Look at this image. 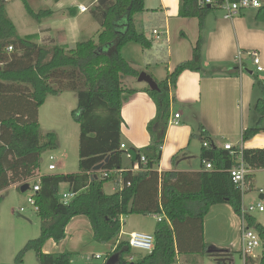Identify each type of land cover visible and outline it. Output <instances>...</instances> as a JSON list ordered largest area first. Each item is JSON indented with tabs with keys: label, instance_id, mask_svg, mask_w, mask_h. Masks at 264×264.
Listing matches in <instances>:
<instances>
[{
	"label": "trees",
	"instance_id": "trees-1",
	"mask_svg": "<svg viewBox=\"0 0 264 264\" xmlns=\"http://www.w3.org/2000/svg\"><path fill=\"white\" fill-rule=\"evenodd\" d=\"M21 1L27 15L36 21L52 14L49 9L34 12L25 0ZM6 2L0 0V192L14 185L17 188L28 185V190L31 189L28 182L36 176L41 154L57 147L55 133H47L41 142L38 112L48 97L64 91L75 92L77 106L71 115L79 128V171L38 178L39 190L33 199L40 234L25 244L13 264H23L26 253L31 251L38 264H73L72 253L46 254L42 248L48 240L54 243L64 240L67 225L77 216L89 221L94 242L112 246L103 264L111 257L117 258L113 264H175L180 256L209 257L208 248L226 252L231 261L232 252L217 250L204 242L203 221L216 204H227L241 216L243 194L232 184L229 171L241 153L242 162L250 171L246 179L251 182L254 178L251 172L264 170V148L235 147L234 153H230L213 144L208 148L202 145L200 170H157L170 120V91L175 89L181 73L200 71L202 39L193 47L190 60L177 64L163 81L153 79L158 90L146 89L156 114L146 126L149 145L129 148L136 153L132 165L141 156L146 161L140 171L133 172L123 168L126 152L120 145L123 94L132 95L135 90L124 89L122 79L138 78L139 72L122 57L121 50L127 43L140 46L145 54L154 49L153 38L135 25V15L143 12L144 0H97L90 10L100 28L96 42H78L70 51L53 43L39 45L31 37H20L7 16ZM208 12L198 9L195 0H179L178 16L196 17L200 27ZM254 20L264 23V8L257 11ZM162 40L165 41V36ZM162 46L158 45L156 50ZM254 86L263 96L253 102L255 123L243 131V143L264 131V84L254 77ZM200 129L199 140L203 143L206 137L203 128ZM176 158L175 155L172 160ZM203 161L210 163V170L204 168ZM99 164H103L101 170L94 171ZM112 171H121L120 186L114 176H102ZM110 182L116 185V190L107 194L103 186ZM62 184L75 194L66 205L59 196ZM133 214L159 218L152 234L153 249L140 257H133L128 241L119 239L121 219ZM244 221L259 237L261 254L257 264H264V226L250 214L244 215ZM250 260L245 258V264H250Z\"/></svg>",
	"mask_w": 264,
	"mask_h": 264
},
{
	"label": "rangeland",
	"instance_id": "rangeland-1",
	"mask_svg": "<svg viewBox=\"0 0 264 264\" xmlns=\"http://www.w3.org/2000/svg\"><path fill=\"white\" fill-rule=\"evenodd\" d=\"M97 0H25L27 5L37 12L41 9H49L52 11L50 16L42 18L40 21H36L27 15L23 2L21 0H11L6 2V11L8 17L16 27L17 34L20 37H31L34 42L36 38L32 34L37 31L39 25L49 26L52 29L51 35L55 36L59 31H74L76 34V41L83 42L87 40H93L96 42L94 31L98 30V25L91 17L90 10L95 6ZM178 0H144L143 12L135 15L136 28L150 38L152 30L156 29L160 33L165 31V16H163V9L169 10L176 9ZM79 6H85L88 8L86 13H80L78 10L75 15H69L71 11ZM74 12V11H73ZM170 14H172L170 12ZM257 14L256 10H245L241 15L235 17L233 21L225 20L221 12L208 13L207 16L215 21H223L228 24L233 22L237 32L240 44L237 45L235 39L231 36L225 38L224 41L212 42L206 48L207 56H237L235 63H238V56H242L247 68L240 69L243 71V75L249 79L250 84L253 83L255 89V99L262 98V94L258 88L254 86V77L259 79L264 84V61L261 59L262 72H256V67L252 64V60L248 57L249 52L256 51L259 56H264V23H258L254 20ZM75 16V18H74ZM196 18V17H192ZM198 19V18H197ZM171 31V42L161 40V51L158 56H165L167 54L168 47H178L184 42H192V32L198 30L199 26H196V22L190 19H179ZM79 28L80 30H76ZM74 33V35H75ZM185 36V37H183ZM164 36H162L163 38ZM161 38V39H162ZM155 42V40L153 39ZM53 43L50 39H45L43 44ZM67 51L70 48L67 47L68 43L62 44ZM140 46L133 43H127L123 46L121 55L128 62L132 63L138 70H143V59ZM154 51V50H153ZM150 52V51H149ZM156 56V55H155ZM162 58V57H161ZM247 58V59H246ZM161 76L165 75V69H161ZM251 72L252 74L248 73ZM150 75V74H149ZM136 83V80L131 77L124 78V84ZM145 84V83H143ZM147 86V84H145ZM148 87V86H147ZM251 87V88H252ZM77 98L76 93L72 91L59 92L55 96H50L48 100L39 108L38 122L40 126L41 142L45 141V135L47 133H55L57 137V147L49 149L43 152L39 160V168L36 172V176L30 179L28 184L31 186L37 181L38 175L48 174H73L79 171L78 167V136L79 128L75 122L71 112L76 109ZM178 111V109L173 110ZM264 125V120H263ZM181 126V125H180ZM179 126V127H180ZM169 131V140L176 141L180 138L181 134L176 131L177 127ZM143 138V137H142ZM233 143H238V138L231 139ZM202 142L198 138H192L189 149L194 153V158L189 159L184 165H180L182 169L198 171L201 168L200 163V148ZM176 156L182 157L180 153ZM49 157H53L50 161ZM178 158V159H179ZM172 159V157H171ZM172 161L173 163L179 160ZM124 165L127 164V160L124 156ZM53 164L55 166L54 171H48V165ZM177 169V168H176ZM253 182H256V186H252V190L246 193L242 199V205L260 203L264 208V198L259 199V190H262L261 194L264 195V171H257ZM104 191L109 194L112 192V185L106 183L103 186ZM66 191L64 186L59 187V196ZM31 189L21 192L20 188L9 187L0 192V264H13L14 257L19 251L23 249L25 244L29 240L36 239L40 234L39 229V217L37 212L28 199L32 196ZM227 204H216L215 206H224ZM212 206V207H213ZM229 206V205H228ZM211 207V208H212ZM230 207V206H229ZM210 208V209H211ZM23 209V211H20ZM209 212L205 216L207 218V226L209 230V236H206V241L220 245L221 249H228L229 253L232 252L233 264H244L243 257L239 251V238L240 233L237 230L230 229L226 222L227 215L223 209H220L219 222L214 218V214ZM257 221L264 220V212H253L251 214ZM238 217V216H237ZM86 218V217H85ZM124 224H122V238L128 239L130 233H145L153 234L155 225L158 221L157 216L133 214L124 216ZM239 219V218H238ZM50 249L53 253L46 254H58L69 252L73 254V264H103L106 255L109 253L110 244H99L92 239L90 230L87 228L84 239L81 240L77 248H73L75 245L67 243H52ZM45 245V244H44ZM261 249L257 248L253 250L252 255L259 257ZM96 255H101V259H96ZM133 257L144 256L145 253L139 251H132ZM192 258V257H191ZM193 259V258H192ZM190 258L178 257L175 264L189 263ZM195 260V257H194ZM203 264H217L213 262L211 258L202 256ZM23 264H38L35 254L31 251L26 253ZM200 264V262H199Z\"/></svg>",
	"mask_w": 264,
	"mask_h": 264
},
{
	"label": "crops",
	"instance_id": "crops-1",
	"mask_svg": "<svg viewBox=\"0 0 264 264\" xmlns=\"http://www.w3.org/2000/svg\"><path fill=\"white\" fill-rule=\"evenodd\" d=\"M178 8L179 0L176 9H163V16H165V31L164 33H162V36H165V43H170L172 28L178 21L176 20V17L179 19H190L196 22V26H199L198 30L193 29L191 35L192 42L188 40V42H184L183 44H181V46H174L173 48L170 46L167 48L166 56L162 57L158 56L159 52H157L158 50H156L158 48L157 46L161 44L160 42L162 39L157 40L152 37L155 40V46L153 47L154 51L151 50V52H147L145 54L141 50L144 67L143 70H138L135 66L132 65V63L128 62L124 58L137 72H144L148 75L150 74L149 76H151L152 79L163 81L166 75L168 73H171L177 64L191 59L193 47L195 46L199 38L202 39L200 71H184L179 75L175 89L170 91V120L173 119L175 114H178L179 118L177 119V125H168L161 150V158L157 167L158 172L194 171L182 169L180 165H184L185 163H187V161H189V159L194 158V153L190 151L189 146L192 138L195 137L199 139V136L201 135L200 128H203L202 132H204L205 134V141L209 142L210 145L213 144L218 148H223L225 144H230L232 146L241 148H264V131L258 133L251 140L245 143L241 141V135L243 131L248 127L253 126L255 123V119L251 111V107L253 105V102L255 101V89L254 87H252L253 83L250 84L249 79L246 78L245 75H243V71L239 70L238 63H235V59L237 58V56H207L206 54V48L208 49L209 44L214 41H224L225 38H230L232 36L235 39L236 44H240L238 39V32L233 22H231L232 24L230 25L227 22L215 21L206 15L203 19L202 27H200L199 20L197 18H180L178 16ZM71 9H74V12L71 11L69 15H75L78 8ZM170 12L172 14H170ZM76 30L80 29L76 28ZM51 32V27L39 25L37 31H35L32 36L36 38V43L39 45H42L45 39H50V41L53 42V45L59 46L65 50L67 49L62 44L68 43L67 47L72 50L76 43H78L75 39L77 33H75L74 31H59L55 36H52ZM99 32L100 28L98 27V30L94 31L96 40ZM260 57L264 61V56H259V58ZM243 58H241V69L245 68L246 70L247 65L244 62ZM161 69H165V75L163 76H161L160 74V72L162 71ZM248 73L251 74V72ZM124 78L127 77H123L122 79L123 88L127 90H135V93L132 95L123 94L125 101L123 102L121 109V116L123 119V125L121 128V144L124 145L127 149L145 148L149 145L150 142L146 126L147 123L154 118L156 114V108L153 101L146 93V89L148 87L145 84L139 83L137 81V78H134L136 80L135 84L133 82H131V84H124ZM48 98L46 99V101L48 100ZM176 108L178 109V111L174 112L173 110ZM172 126L177 127L176 131H179L178 133L181 134L180 138L176 141L169 140L168 133L170 129L173 128ZM262 128H264L263 123ZM234 137L238 138V143H233L231 141V139H233ZM178 153H180L182 157L179 158V156H177L176 160L178 158L180 160L178 159V162L173 163L171 157L173 158V156L177 155ZM125 158L127 160V164L124 165L123 163V168L133 170L134 165H132L131 160H129L126 156ZM256 172L257 171L251 172L254 177ZM40 176L42 175H38L37 178H39ZM253 180L254 178L250 182L251 188L252 186H256V182H253ZM111 185V193H113L116 185L113 182H111ZM61 186H64L66 188V191L64 193H67L68 186L65 184L60 185V187ZM12 187L17 188L16 185ZM260 197L263 199L264 195L260 194L259 199H261ZM220 209H223L224 213L227 215L225 220L228 224V227L230 229L237 230L240 233V218L237 217V215L228 205L215 207L213 206L210 209L211 213L214 214L213 219L219 222H223L220 218ZM157 219L159 218L157 217ZM254 219L256 223L264 226V220L260 222L257 221L256 218ZM121 220L124 224V219L122 218ZM206 221L207 218H204V242L207 245L216 248L217 250L230 251L228 249H221L222 247H220V245L213 244L211 243V241H206V236H209V230ZM87 228L90 230L92 236L91 228L87 218H85L84 216H77L73 218L67 225L65 229L66 237L61 242L75 245L73 248H77V245H79L81 240L84 239ZM119 239L124 240L122 238V229L119 235ZM52 243V240L46 241L45 245H43L42 252L53 253L54 251L50 249L51 245L53 246ZM111 249L112 246L110 250ZM96 256H100L99 259L102 258L101 255ZM259 257L251 255L250 264H257ZM207 258H211L213 262L221 264L211 256ZM199 262L200 264H203V260H201V257L196 256L195 260L194 258H190L189 263L184 264H199ZM243 263L245 264L244 259ZM229 264H233L232 257Z\"/></svg>",
	"mask_w": 264,
	"mask_h": 264
},
{
	"label": "built area",
	"instance_id": "built-area-1",
	"mask_svg": "<svg viewBox=\"0 0 264 264\" xmlns=\"http://www.w3.org/2000/svg\"><path fill=\"white\" fill-rule=\"evenodd\" d=\"M195 6L200 10H208L209 12H221L223 15L222 17L225 20L232 21L235 17L242 14L245 10H256L264 8V0H195ZM78 11L80 13H85L88 11V8L85 6H79ZM152 37H154L157 40H160L162 38V33H160L157 30L152 31ZM10 51L11 48H8ZM248 57L252 60V64L256 67V72H262L263 68L260 64V58L259 53L256 51L249 52ZM238 66L241 69L242 68V60L241 56H238ZM179 118L178 114H175L172 120H169L168 125H177V119ZM203 146L208 148L210 147L209 142H203ZM120 148L125 150L126 157L130 159V156L127 154V151L129 149L125 148L124 145H120ZM235 146H232L230 144H225L223 146L224 150L229 151L230 153H234ZM240 150L241 147H238ZM49 160L52 161L53 157H49ZM146 161L143 156H141L140 161L134 164L133 172H138L141 170L143 166H145ZM203 166L206 170L211 169V165L208 162L203 161ZM55 166L53 164L48 165V171H54ZM120 172L121 171H112V172H104L103 177L106 178L108 176H114L115 181L118 182L119 186L121 184L120 179ZM250 173V171L244 166L241 158V153H239L236 156V165L230 169L229 176L231 179L232 184L243 194L242 199L244 196V193L248 192L251 189V183L247 181L246 176ZM38 180V178H37ZM33 194L35 192H38L39 185L38 181H36L31 188ZM116 190V186H115ZM114 190V191H115ZM262 190H259V193L261 194ZM32 196L28 199V203H30L32 206H34L35 211L37 208L35 207L34 199ZM75 196L72 192H67L64 194H61L60 200L61 202L66 205L68 202ZM20 211H23V209H20ZM263 212L264 208L261 204H248L246 207L241 206V216L240 218V253L245 260L247 257H251L253 250L261 247V242L259 240V237L257 233L252 229L248 228L244 221V215L246 214H252L253 212ZM122 221V220H121ZM123 223V221H122ZM131 249L133 251H139L143 253H150L154 246V236L152 234H145V233H132L129 235L127 239ZM100 258V256H96V259Z\"/></svg>",
	"mask_w": 264,
	"mask_h": 264
},
{
	"label": "water",
	"instance_id": "water-1",
	"mask_svg": "<svg viewBox=\"0 0 264 264\" xmlns=\"http://www.w3.org/2000/svg\"><path fill=\"white\" fill-rule=\"evenodd\" d=\"M137 81L139 83H145L147 84V86L149 87L150 90L155 91L158 90V86L155 83V81L151 78V76H149L148 74L141 72L138 75ZM127 154L130 156L131 162H135L136 160V153L132 150L129 149L127 151ZM105 162H107V159L105 160ZM103 164H99L97 166H95L93 168L94 171H100L102 168ZM26 190H28V185H23L20 187V191L21 192H25ZM262 197V196H261ZM260 197V198H261ZM262 199V198H261ZM207 254L210 256H215V260L221 264H229L230 259L227 255L226 252H215V250H213L212 248H208L207 249ZM116 257H111L107 260L106 264H113L116 261Z\"/></svg>",
	"mask_w": 264,
	"mask_h": 264
}]
</instances>
